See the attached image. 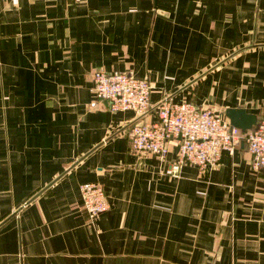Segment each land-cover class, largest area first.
I'll use <instances>...</instances> for the list:
<instances>
[{
	"label": "crops",
	"instance_id": "0c3cea01",
	"mask_svg": "<svg viewBox=\"0 0 264 264\" xmlns=\"http://www.w3.org/2000/svg\"><path fill=\"white\" fill-rule=\"evenodd\" d=\"M97 71L152 86L110 112ZM264 120V0H0V264H264V173L246 145L206 173L130 151L162 100ZM109 208L88 220L80 186Z\"/></svg>",
	"mask_w": 264,
	"mask_h": 264
},
{
	"label": "built area",
	"instance_id": "2783aa9c",
	"mask_svg": "<svg viewBox=\"0 0 264 264\" xmlns=\"http://www.w3.org/2000/svg\"><path fill=\"white\" fill-rule=\"evenodd\" d=\"M91 80L95 99L105 102L110 112H132L142 117L151 108L152 86L147 79H138L129 73L97 71ZM155 117L154 121L133 124L127 135L128 144L134 154H151L160 159L167 156L170 146L175 147L177 159L166 171L167 175L178 176L184 166L206 173L218 164L223 152L233 154L241 143L246 145L253 170L264 173V120L242 132L211 109L166 99L156 105ZM80 195L88 220L109 208L98 184L81 185Z\"/></svg>",
	"mask_w": 264,
	"mask_h": 264
},
{
	"label": "water",
	"instance_id": "95a60500",
	"mask_svg": "<svg viewBox=\"0 0 264 264\" xmlns=\"http://www.w3.org/2000/svg\"><path fill=\"white\" fill-rule=\"evenodd\" d=\"M224 114L230 126L235 127L242 132L251 130L258 125L257 117L253 114L247 113L243 108L227 109Z\"/></svg>",
	"mask_w": 264,
	"mask_h": 264
}]
</instances>
